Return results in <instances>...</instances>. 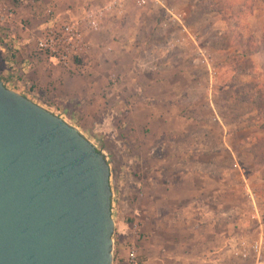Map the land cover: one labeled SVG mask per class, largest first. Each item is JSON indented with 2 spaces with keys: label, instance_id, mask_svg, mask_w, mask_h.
I'll return each instance as SVG.
<instances>
[{
  "label": "rangeland",
  "instance_id": "374dc122",
  "mask_svg": "<svg viewBox=\"0 0 264 264\" xmlns=\"http://www.w3.org/2000/svg\"><path fill=\"white\" fill-rule=\"evenodd\" d=\"M110 1L0 0V68L7 61L14 65L7 72L12 75L0 80L77 129L104 155L115 224L113 264H133L132 255L138 264H194L217 246L219 264H264V247L259 256L251 248L246 259L238 255V243L250 247L264 231V0H122L120 14L113 9L99 18ZM88 10L99 19L97 31L82 22ZM75 23L71 44L58 46L56 54L39 51L47 27ZM249 37L251 53L243 57ZM10 38L34 47V69L17 66L25 59ZM178 67L180 74H196L204 133L213 139L207 147L217 138L223 152L217 164L224 172L223 205L206 207L208 219L218 223L195 238L179 219L190 216L186 208L163 205L162 197L174 198V192L163 190L159 174L152 200L147 189L153 175L142 174L138 158L145 147L141 125L127 129L124 120L137 100H159L151 84L155 74H173ZM47 74H56V85H47ZM162 174L171 184L169 173Z\"/></svg>",
  "mask_w": 264,
  "mask_h": 264
},
{
  "label": "water",
  "instance_id": "95a60500",
  "mask_svg": "<svg viewBox=\"0 0 264 264\" xmlns=\"http://www.w3.org/2000/svg\"><path fill=\"white\" fill-rule=\"evenodd\" d=\"M110 169L0 80V264H113Z\"/></svg>",
  "mask_w": 264,
  "mask_h": 264
},
{
  "label": "crops",
  "instance_id": "0c3cea01",
  "mask_svg": "<svg viewBox=\"0 0 264 264\" xmlns=\"http://www.w3.org/2000/svg\"><path fill=\"white\" fill-rule=\"evenodd\" d=\"M9 41L25 59L17 66H21L23 72L34 69V47H30L28 41L16 42L11 38ZM4 57V52L0 50V63ZM41 60L42 57L39 58V61ZM3 65L5 66L3 69L0 68V77L12 75L7 72L9 67L14 66L13 63L7 61ZM182 71L184 69L178 67L173 74L170 72V74H155L156 80L151 84L153 95H158L159 100H147L146 97L137 100L132 113L127 114L124 120L128 122L125 126L127 129L134 128L137 124L141 125V136L144 138L145 147L143 146L138 158L141 169H144L142 174L153 175L147 189L152 192V200L155 199V186L159 183L157 178L159 174L163 176L162 185L165 187L163 190L174 192V198L162 197L163 205L173 208L182 207L183 210L186 208L188 211L186 213H190V216L179 219L188 236L195 238L201 237V231L205 228H214L213 224L218 223L217 219L216 221L213 218L208 219L206 207L223 205L224 172L222 167L217 166L218 160L219 162L222 160L223 152L222 143L218 142L217 138H215V146L207 147V144L213 143V139L204 133L206 124L202 120L203 109L199 102L202 92L196 86L197 76L180 74ZM21 75L31 78L37 77L38 74ZM47 76L49 77L47 85L50 83L56 85V74H47ZM139 91L142 89L137 86L135 93L140 94ZM156 152H160L161 155L155 154ZM211 162H215L214 168L210 165ZM163 172L169 173L171 184L168 183V179H164ZM148 181H150L149 177ZM220 251L222 250H219L218 246L217 250L205 249L201 256L192 260L194 264H219Z\"/></svg>",
  "mask_w": 264,
  "mask_h": 264
},
{
  "label": "built area",
  "instance_id": "2783aa9c",
  "mask_svg": "<svg viewBox=\"0 0 264 264\" xmlns=\"http://www.w3.org/2000/svg\"><path fill=\"white\" fill-rule=\"evenodd\" d=\"M121 2L122 0H111L110 3L106 6L105 10L106 12L100 10L98 11L99 18L102 17V15H105L106 13H109L108 11H112L113 9L117 12V14H120V9H121ZM144 4V2H140ZM169 15L171 17V20L175 21L178 24H181L179 20V16L176 14H173L172 12L168 11ZM48 14L51 13L50 10L47 11ZM98 21L99 19L96 17V15L93 14L92 10H88L85 14L84 19L82 20L83 24H86L87 28L93 31H97L98 29ZM78 23H75L74 25H68V24H63L58 27L54 26H49L46 28V33L44 37L39 40L38 42V49L42 53H49V54H56L61 46H66L72 43L74 39L76 38V28H77ZM75 28V29H73ZM183 31L185 29L183 28ZM59 46V49L57 48ZM61 50V49H60ZM60 60L66 64V58L65 56L59 57ZM216 76V74H215ZM217 119H214V121ZM253 197H250L252 199ZM253 210H256L253 205ZM254 217V216H253ZM256 217V215H255ZM259 240L255 242L253 245L249 247V245L245 242L242 241L238 243V248L240 251H238V255L246 259L247 258V250L251 248L252 252L256 254V256H259L261 253V250L264 247V231L259 229V234H258ZM249 251V250H248ZM258 258V257H257ZM131 262L133 264H138L135 257L132 255L131 256Z\"/></svg>",
  "mask_w": 264,
  "mask_h": 264
},
{
  "label": "trees",
  "instance_id": "16d2710c",
  "mask_svg": "<svg viewBox=\"0 0 264 264\" xmlns=\"http://www.w3.org/2000/svg\"><path fill=\"white\" fill-rule=\"evenodd\" d=\"M251 43H253L252 42V38L249 37L247 51L242 53L243 54V57H247L248 55H250V54H247V53L250 51ZM249 53H251V52H249Z\"/></svg>",
  "mask_w": 264,
  "mask_h": 264
}]
</instances>
